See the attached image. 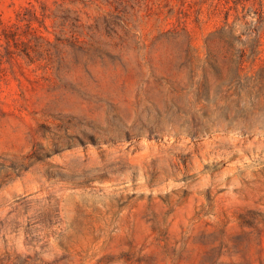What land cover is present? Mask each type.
<instances>
[{
    "label": "rangeland",
    "instance_id": "1",
    "mask_svg": "<svg viewBox=\"0 0 264 264\" xmlns=\"http://www.w3.org/2000/svg\"><path fill=\"white\" fill-rule=\"evenodd\" d=\"M217 3L0 0V264H264V19L238 68Z\"/></svg>",
    "mask_w": 264,
    "mask_h": 264
},
{
    "label": "trees",
    "instance_id": "2",
    "mask_svg": "<svg viewBox=\"0 0 264 264\" xmlns=\"http://www.w3.org/2000/svg\"><path fill=\"white\" fill-rule=\"evenodd\" d=\"M218 13L223 12V25L218 29L219 34H228L226 43L228 50L235 56V65L241 68L245 61H255L261 57L260 46L261 43V31L259 24L264 19V0H218L217 3ZM230 16H233V20L230 22ZM252 17L250 21L248 17ZM26 26L31 34H40L37 29L32 26L31 22H27ZM244 26L253 27L256 35L250 40L251 50L247 52L245 45L247 40L242 39L245 34V30H241ZM241 30L240 34L233 36V32ZM4 41L9 43L10 41L17 40V31L4 32ZM237 43L240 45L237 46ZM242 46V47H241ZM1 71V70H0Z\"/></svg>",
    "mask_w": 264,
    "mask_h": 264
},
{
    "label": "water",
    "instance_id": "3",
    "mask_svg": "<svg viewBox=\"0 0 264 264\" xmlns=\"http://www.w3.org/2000/svg\"><path fill=\"white\" fill-rule=\"evenodd\" d=\"M83 152H84V154H87V153H89V148L88 147H83Z\"/></svg>",
    "mask_w": 264,
    "mask_h": 264
}]
</instances>
